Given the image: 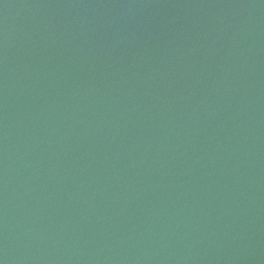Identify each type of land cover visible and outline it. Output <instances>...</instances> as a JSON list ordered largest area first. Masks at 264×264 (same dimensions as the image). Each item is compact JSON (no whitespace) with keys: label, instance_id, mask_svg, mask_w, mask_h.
<instances>
[{"label":"water","instance_id":"obj_1","mask_svg":"<svg viewBox=\"0 0 264 264\" xmlns=\"http://www.w3.org/2000/svg\"><path fill=\"white\" fill-rule=\"evenodd\" d=\"M0 264H264V0H0Z\"/></svg>","mask_w":264,"mask_h":264}]
</instances>
